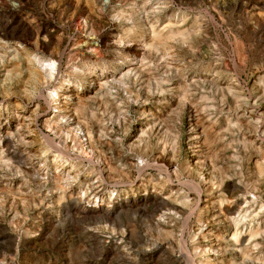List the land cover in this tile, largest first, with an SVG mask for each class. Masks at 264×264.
Returning a JSON list of instances; mask_svg holds the SVG:
<instances>
[{
	"label": "rangeland",
	"instance_id": "obj_1",
	"mask_svg": "<svg viewBox=\"0 0 264 264\" xmlns=\"http://www.w3.org/2000/svg\"><path fill=\"white\" fill-rule=\"evenodd\" d=\"M0 264H264V0H0Z\"/></svg>",
	"mask_w": 264,
	"mask_h": 264
},
{
	"label": "bare ground",
	"instance_id": "obj_2",
	"mask_svg": "<svg viewBox=\"0 0 264 264\" xmlns=\"http://www.w3.org/2000/svg\"><path fill=\"white\" fill-rule=\"evenodd\" d=\"M111 7V6H110ZM55 63V62H54ZM53 66V65H52ZM85 69V68H84ZM94 74V73H92ZM64 94V93H63ZM54 95V94H53ZM62 99V100H61ZM66 99H68L67 93L64 94L63 98L62 95L59 96V98L57 99L54 108L59 112L61 111L62 108H64V101H66ZM61 100V101H60ZM240 241V240H239ZM190 262V261H189ZM195 263V262H194Z\"/></svg>",
	"mask_w": 264,
	"mask_h": 264
}]
</instances>
